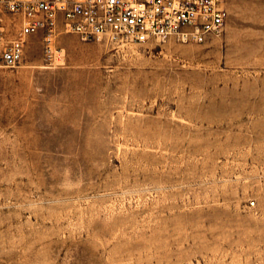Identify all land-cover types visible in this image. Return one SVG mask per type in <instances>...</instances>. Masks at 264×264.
Instances as JSON below:
<instances>
[{
  "label": "rangeland",
  "instance_id": "374dc122",
  "mask_svg": "<svg viewBox=\"0 0 264 264\" xmlns=\"http://www.w3.org/2000/svg\"><path fill=\"white\" fill-rule=\"evenodd\" d=\"M225 8L201 44L21 38L0 65V264H264V0ZM0 16L15 40L23 17Z\"/></svg>",
  "mask_w": 264,
  "mask_h": 264
},
{
  "label": "built area",
  "instance_id": "2783aa9c",
  "mask_svg": "<svg viewBox=\"0 0 264 264\" xmlns=\"http://www.w3.org/2000/svg\"><path fill=\"white\" fill-rule=\"evenodd\" d=\"M226 0H0L4 12L23 17L15 40L5 36L0 16V65L22 62V40L58 23L82 41L107 39L115 45L175 38L201 44L222 32Z\"/></svg>",
  "mask_w": 264,
  "mask_h": 264
}]
</instances>
